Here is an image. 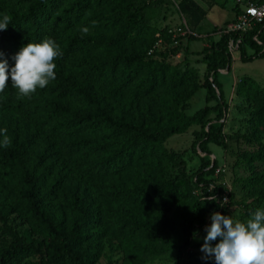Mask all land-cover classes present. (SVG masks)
Listing matches in <instances>:
<instances>
[{"label": "trees", "instance_id": "16d2710c", "mask_svg": "<svg viewBox=\"0 0 264 264\" xmlns=\"http://www.w3.org/2000/svg\"><path fill=\"white\" fill-rule=\"evenodd\" d=\"M135 1L0 0V16L12 18L0 32L10 64L22 46L45 37L63 53L54 61L56 79L31 99H19L10 81L0 94V129L12 140L10 148L0 147V231L10 238L0 264H96L105 249L121 251V264H144L170 251L174 264H214V257L193 258L189 240L213 212L225 215L226 194L203 179L215 166L208 169L203 159L193 179L170 176L174 155L164 144L201 127L200 153L208 154V144L225 148L221 124L207 125L214 110H225L216 76L230 68L229 41L239 40L241 63L264 57V21L216 41L220 30L206 35L199 54L207 75L197 85L165 62L166 49L147 55L156 41L149 24L169 1ZM177 10L189 32L204 17L190 0H180ZM81 27L90 29L83 38ZM159 34L165 46L170 38L164 29ZM199 88L206 104L217 105L186 116L185 104ZM233 95L252 105L245 141L255 149L240 159L256 191L252 204L241 207L244 221L264 208V94L240 78ZM11 217L26 226L25 236L12 233Z\"/></svg>", "mask_w": 264, "mask_h": 264}, {"label": "rangeland", "instance_id": "374dc122", "mask_svg": "<svg viewBox=\"0 0 264 264\" xmlns=\"http://www.w3.org/2000/svg\"><path fill=\"white\" fill-rule=\"evenodd\" d=\"M175 4L179 0H174ZM217 4L214 5L206 15V19L202 20L200 25L195 27L197 38L190 40L189 35L177 36L178 46L170 48V41L162 46L166 49L165 62L174 67L178 73L183 74L187 79H191L197 85H201L205 76V61L203 56L199 54L202 47L200 37L212 30L213 25L221 26L223 22H227L232 18L231 2L223 3V0H214ZM136 5L147 0H136ZM201 4V3H200ZM233 4V3H232ZM206 10V6L201 4ZM182 21V18L174 10L171 2L163 10L162 16L152 20L149 24L152 30L156 31L154 38L161 37V30L177 28ZM164 36V35H163ZM217 34L213 36V40L217 39ZM184 40V42H182ZM155 43V42H154ZM152 44L149 51L152 50ZM155 51V50H153ZM252 52L246 50V55H251ZM225 72V74H223ZM221 85L223 95V105L221 111L214 110L208 117V124H221V133L224 137L225 148L217 147L212 144L206 145L207 155L200 153L197 149V138L202 131L201 127H192L186 133L169 138L165 144V149L174 155V159L169 165L168 173L170 176H175L183 173L187 178L193 179L197 174L200 160L207 161L210 169L213 165L214 172L208 177L203 178L208 189L212 187H220L226 194L227 201L224 202L222 210H225V215H231L234 219L241 221L242 205L252 204L254 200V192L256 185L250 183L247 179L251 177L250 171L244 166L240 159L242 153L254 151V143L245 141L250 125L248 120L252 105L245 103L233 95V90L236 82L240 78H248L253 81L264 94V57L254 59L247 63H241L238 60V55L234 51L230 55V68L228 71H219L216 76ZM206 93L203 88H199L193 96L187 101L184 108L186 116H192L195 112L204 107H215L216 100L205 103ZM224 111V112H222ZM223 114V117H221ZM218 115V119L215 117ZM220 118H222L220 120ZM205 128L203 129V131ZM258 166V165H257ZM257 170H261L258 168ZM264 173V172H263ZM204 188V187H203ZM200 195L198 191L194 192ZM211 220L207 219V224L189 240V252L195 259H202L203 253L200 251L203 245V238L206 236L205 228L210 226ZM7 226L12 233L18 237L25 236L26 226L20 223L15 218H10ZM1 227V226H0ZM10 242V238L0 231V250L6 247ZM122 253L119 250L103 251L102 257L96 264H121ZM173 252L170 251L161 257L146 261L144 264H174ZM210 260V259H209Z\"/></svg>", "mask_w": 264, "mask_h": 264}, {"label": "clouds", "instance_id": "9594fccd", "mask_svg": "<svg viewBox=\"0 0 264 264\" xmlns=\"http://www.w3.org/2000/svg\"><path fill=\"white\" fill-rule=\"evenodd\" d=\"M11 16H0V32L7 31ZM96 22H93L95 26ZM82 38L89 34V27H81ZM59 44L52 38L45 37L40 43H28L11 57L13 64L0 51V94L11 87L17 90L19 99H31L39 90L46 88L56 79L54 63L62 58ZM7 128L0 129V147L10 148L12 140ZM214 190V189H213ZM212 190V191H213ZM209 201H216L215 195H209ZM220 204L223 207L224 202ZM211 224L206 226V236L200 251L202 259L214 257V264H264V208H258L244 221L234 219L231 215L213 212ZM219 241L218 243H213Z\"/></svg>", "mask_w": 264, "mask_h": 264}, {"label": "built area", "instance_id": "2783aa9c", "mask_svg": "<svg viewBox=\"0 0 264 264\" xmlns=\"http://www.w3.org/2000/svg\"><path fill=\"white\" fill-rule=\"evenodd\" d=\"M229 1L233 3L236 8L237 13L234 16V20L223 27L217 35L222 34H245L251 31L253 28L261 25L264 21V0H223ZM166 35L171 39L170 48L178 46L177 36L180 35H189L187 29L183 23L180 22L177 28H170L166 30ZM156 41L154 43V47L151 51H148L147 55H149L153 50H163V44L161 38L156 36ZM253 42L260 46V43L257 42L256 38L253 37ZM239 40L235 42L229 41L227 43L228 53L231 55L234 51H236ZM225 200V198L221 199V203Z\"/></svg>", "mask_w": 264, "mask_h": 264}, {"label": "crops", "instance_id": "0c3cea01", "mask_svg": "<svg viewBox=\"0 0 264 264\" xmlns=\"http://www.w3.org/2000/svg\"><path fill=\"white\" fill-rule=\"evenodd\" d=\"M169 2H171L172 3V5H173V7H174V10L178 13V10H177V4H178V2L180 1H178L177 2V4H175V1L174 0H168ZM192 3H194L199 9H201L203 12H204V17L202 18V20H204V19H206V15H207V13L209 12V10L214 6V5H220V4H217L214 0H190ZM228 1H223V3H227ZM204 4L205 6H206V10H204L203 8H202V5L201 4ZM221 7H222V5H220ZM231 12H232V18L229 20V21H227V22H223L222 24H221V26H219V27H216V26H214L213 25V28H212V30L210 31V32H208V33H205V34H203L201 37H200V40H203V38L206 36V35H210L212 32H214V31H217V30H221L223 27H225L226 25H228V24H230L233 20H234V13H235V11H234V8H235V6L231 3ZM178 15L182 18V21H183V23H184V25H185V27H186V29H187V32H188V34H189V37H193L194 39L195 38H197V37H195V36H197L196 34H195V28H194V30L192 31V32H189L188 31V28H187V23L185 22V20H184V18L178 13ZM201 20V21H202ZM201 21L199 22V24L197 25V26H199L200 25V23H201ZM196 26V27H197ZM217 38H218V35L216 36ZM188 38V37H187ZM212 40H213V37H212ZM217 40V39H216ZM215 40V41H216ZM214 41V40H213ZM182 42H184V40H182ZM223 74H225V72L223 73Z\"/></svg>", "mask_w": 264, "mask_h": 264}]
</instances>
